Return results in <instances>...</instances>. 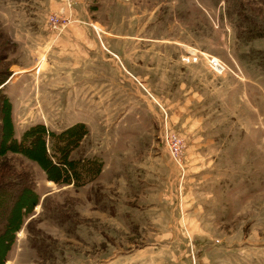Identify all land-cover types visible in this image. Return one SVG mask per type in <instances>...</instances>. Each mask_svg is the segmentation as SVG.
<instances>
[{
  "label": "rangeland",
  "instance_id": "rangeland-1",
  "mask_svg": "<svg viewBox=\"0 0 264 264\" xmlns=\"http://www.w3.org/2000/svg\"><path fill=\"white\" fill-rule=\"evenodd\" d=\"M0 71L94 175L0 155L39 198L2 264H264V0H0Z\"/></svg>",
  "mask_w": 264,
  "mask_h": 264
},
{
  "label": "trees",
  "instance_id": "trees-1",
  "mask_svg": "<svg viewBox=\"0 0 264 264\" xmlns=\"http://www.w3.org/2000/svg\"><path fill=\"white\" fill-rule=\"evenodd\" d=\"M9 74L0 71V86L8 81ZM0 87V120L5 119L8 113V98ZM66 130L63 133L48 132L53 138H45L46 130L43 125H34L28 128L17 140L9 131L0 125V155L7 149H16L27 157L38 161L44 168L48 180L55 183L68 184L73 181L78 186L88 182L90 176H94L91 170L83 167L74 168L73 161L65 159L69 150L70 142L63 137H68ZM55 138V139H54ZM36 147L42 154L43 159L31 155ZM73 147V146H72ZM65 156L63 157V155ZM55 170V175L52 171ZM37 194L33 188L31 175L25 172L15 171L5 161L0 162V263L10 249L15 239L16 232L20 229L23 217L34 208L38 202ZM2 264V263H1Z\"/></svg>",
  "mask_w": 264,
  "mask_h": 264
},
{
  "label": "built area",
  "instance_id": "built-area-1",
  "mask_svg": "<svg viewBox=\"0 0 264 264\" xmlns=\"http://www.w3.org/2000/svg\"><path fill=\"white\" fill-rule=\"evenodd\" d=\"M205 59H207L208 66L214 72H216L218 74H221V73L225 72L228 69L227 65L224 62H222L220 59H218V58H216L214 56L207 55V56H205ZM162 138H163V141L165 142V145L171 144L170 143L171 142L170 141L171 140V136L169 134L167 126H164V132H163ZM176 145H177V142L174 143V146H176Z\"/></svg>",
  "mask_w": 264,
  "mask_h": 264
}]
</instances>
